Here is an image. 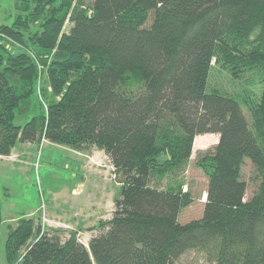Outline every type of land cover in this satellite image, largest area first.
<instances>
[{"label":"trees","instance_id":"obj_1","mask_svg":"<svg viewBox=\"0 0 264 264\" xmlns=\"http://www.w3.org/2000/svg\"><path fill=\"white\" fill-rule=\"evenodd\" d=\"M16 6L14 24L0 26V162L43 141L104 152L121 194L88 247L75 232L18 219L6 264H175L191 251L264 264V0ZM216 69L234 91L212 85ZM35 94L42 113L17 125ZM206 135L219 142L197 161L209 182L204 215L182 225L194 201L183 176ZM246 161L258 185L248 201ZM1 201L0 184V226Z\"/></svg>","mask_w":264,"mask_h":264},{"label":"rangeland","instance_id":"obj_2","mask_svg":"<svg viewBox=\"0 0 264 264\" xmlns=\"http://www.w3.org/2000/svg\"><path fill=\"white\" fill-rule=\"evenodd\" d=\"M17 1L0 0V26L14 24L21 13L17 9ZM68 30L69 26L66 27ZM214 74L212 85L221 83L228 91H234L225 73L216 69ZM32 103L33 112L17 113V125L23 126L33 116L42 113L38 94L32 97ZM243 110L250 121L246 109ZM218 142V135L199 136L195 140L192 161L183 176L186 183L184 190L191 192L194 201L181 212L179 223L182 225L203 218L209 182L205 173L197 167V161L200 156L212 152ZM17 149L13 151L14 155L0 162L1 202L5 221L8 222L10 218H33L44 227L75 232L81 243L88 247L89 241L101 234L100 223L112 218L115 199L121 194L105 153H77L48 141H43L41 147L31 145L20 148L22 152ZM253 174L251 162L246 161L243 167V178L247 184L245 201L250 200L258 190V185L252 181ZM169 181L166 179L163 186H167ZM8 228V223L0 226V264H6ZM175 264L216 263L198 251H191Z\"/></svg>","mask_w":264,"mask_h":264},{"label":"crops","instance_id":"obj_3","mask_svg":"<svg viewBox=\"0 0 264 264\" xmlns=\"http://www.w3.org/2000/svg\"><path fill=\"white\" fill-rule=\"evenodd\" d=\"M31 147V145H21V146H18V147H20V148H23V147ZM20 148H16L17 150H19ZM16 149L14 150V151H16ZM20 152H22L21 151V149H20ZM15 153V152H14ZM12 155H14V154H12ZM108 159V158H107ZM108 161H109V159H108ZM110 162V161H109ZM19 218H10L9 220H8V222H6L5 221V219H4V223H8L9 225H15L16 224V222H17V220H18Z\"/></svg>","mask_w":264,"mask_h":264}]
</instances>
